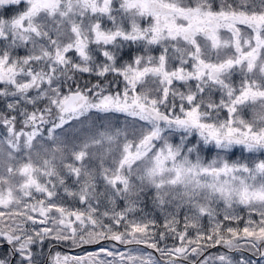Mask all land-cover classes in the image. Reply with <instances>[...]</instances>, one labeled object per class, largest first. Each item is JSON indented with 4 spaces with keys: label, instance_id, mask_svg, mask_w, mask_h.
<instances>
[{
    "label": "snow or ice",
    "instance_id": "1",
    "mask_svg": "<svg viewBox=\"0 0 264 264\" xmlns=\"http://www.w3.org/2000/svg\"><path fill=\"white\" fill-rule=\"evenodd\" d=\"M0 264H264V0H0Z\"/></svg>",
    "mask_w": 264,
    "mask_h": 264
},
{
    "label": "flooded vegetation",
    "instance_id": "2",
    "mask_svg": "<svg viewBox=\"0 0 264 264\" xmlns=\"http://www.w3.org/2000/svg\"><path fill=\"white\" fill-rule=\"evenodd\" d=\"M246 118L250 117V114L248 112L245 113ZM63 251H67V249H64Z\"/></svg>",
    "mask_w": 264,
    "mask_h": 264
},
{
    "label": "rangeland",
    "instance_id": "3",
    "mask_svg": "<svg viewBox=\"0 0 264 264\" xmlns=\"http://www.w3.org/2000/svg\"><path fill=\"white\" fill-rule=\"evenodd\" d=\"M248 113L250 114V117L249 118H251V113L250 112H248ZM204 223H207V220L206 219H205Z\"/></svg>",
    "mask_w": 264,
    "mask_h": 264
},
{
    "label": "trees",
    "instance_id": "4",
    "mask_svg": "<svg viewBox=\"0 0 264 264\" xmlns=\"http://www.w3.org/2000/svg\"><path fill=\"white\" fill-rule=\"evenodd\" d=\"M243 214V213H242ZM212 251H216V249H213Z\"/></svg>",
    "mask_w": 264,
    "mask_h": 264
}]
</instances>
